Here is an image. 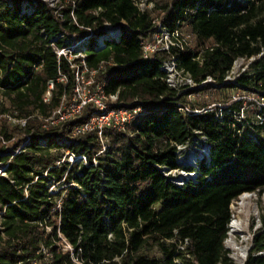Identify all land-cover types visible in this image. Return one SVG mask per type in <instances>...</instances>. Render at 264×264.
Listing matches in <instances>:
<instances>
[{"label": "trees", "instance_id": "16d2710c", "mask_svg": "<svg viewBox=\"0 0 264 264\" xmlns=\"http://www.w3.org/2000/svg\"><path fill=\"white\" fill-rule=\"evenodd\" d=\"M152 2L141 13L133 0H62L56 13L40 0H0V264H233L225 248L232 205L264 192V0ZM156 19L188 32L194 48L144 58ZM105 24L118 37L103 48L90 39L87 64L108 97L118 94L119 104L145 114L125 132L106 130L102 141L95 132L72 134L92 105L45 129L75 89L51 44L61 48L86 29L101 34ZM171 58L198 85L189 94H210L211 103L169 88L162 66ZM241 59L255 60L226 81ZM235 90L259 98L258 107L249 103L253 120L239 118L248 97L232 99ZM203 139L209 158L180 166L177 146ZM67 152L86 156L88 166L57 167ZM183 169L197 178L181 187L163 173ZM252 246L246 264H264V229Z\"/></svg>", "mask_w": 264, "mask_h": 264}, {"label": "built area", "instance_id": "2783aa9c", "mask_svg": "<svg viewBox=\"0 0 264 264\" xmlns=\"http://www.w3.org/2000/svg\"><path fill=\"white\" fill-rule=\"evenodd\" d=\"M40 1L47 5L50 9L55 10L56 13H59L64 8V6L62 5V0ZM65 1L67 2L70 0ZM133 2L141 13H145L146 11L152 10L154 8L152 0H133ZM74 8L75 7L73 6V10ZM71 15L73 17V20L76 22L73 12L71 13ZM60 17L62 18L63 16L60 15ZM155 29L156 30L153 35L152 41L144 47V58L147 59L151 55L158 53H170L173 48L184 50V48L188 46L183 34L179 30L172 32L161 23H157ZM86 31L87 35L85 37H73L71 39H68L66 41V45L61 48L57 47L55 43L51 44V47H53L55 53L57 54L59 63H61L62 59H65L70 69L72 70L75 79V89L72 104L68 107L61 106L57 111H55L50 118L45 120V123L47 125L44 126V128L49 129L53 126H59L62 123L80 114L83 108L92 105L95 110L90 116L89 120L84 124L76 126L73 129L72 134L74 136H81L95 132L102 141L103 134L106 130L112 129L118 132H125L128 126H130L134 122L139 121L143 117V115L145 114V110L140 106L132 108L119 104L118 94L108 97L105 93L104 85L96 84V72L92 71L87 64L86 45L89 40L94 38L97 46L103 48L105 46L106 40L118 37V28H115L110 24H105V26L101 29V34L99 32L93 31L92 29H86ZM58 39H64V36L60 35ZM162 71L165 73V81L169 88L178 92V94H189L198 87V85L194 82L192 76L180 67L176 58H171L164 61ZM229 80L230 73L226 78V81ZM59 81L62 83H66L67 78L61 77ZM211 82L212 80L208 79L202 84V86ZM48 86L49 91L46 93L45 102L50 101V98L52 96L51 90H53L54 84L50 82ZM192 97L193 95H188L189 99H191ZM219 108L221 109L222 107L219 106ZM210 110L211 108L206 111H196L195 113L201 114ZM180 111H183L185 113H192L189 109H180ZM242 115L243 113H241V116L239 118L242 119ZM9 119L14 123H21L22 125L26 124V120L16 121L12 118ZM29 142L30 138H28L26 142L21 146V148L16 151V154H19ZM203 143L205 144V139H203ZM186 147L188 146H177L178 163L184 168L194 167L192 165H182V163H185L186 160H181L182 158L180 155V150L181 148ZM205 148H207L208 150V155L203 159H208L209 148L207 145L205 146ZM106 149V146H104L101 153L105 152ZM197 160L198 159H196L194 165H197ZM75 163H82L87 167V157H77L74 154L67 152L65 157L60 162H58L56 166L59 167L63 164H69L70 166H72ZM94 163L95 165L97 164L96 161H94ZM181 171L188 174L187 177H183V179L185 180H183L182 178L177 179L171 177L172 173L179 171L171 172L164 170L163 173L166 177L170 178L175 185L180 187L197 178L196 173H189L185 169ZM53 191L54 190L52 188L51 192ZM55 191H57V189ZM187 244L188 242L186 241V245ZM181 249L184 250V247H181Z\"/></svg>", "mask_w": 264, "mask_h": 264}, {"label": "rangeland", "instance_id": "374dc122", "mask_svg": "<svg viewBox=\"0 0 264 264\" xmlns=\"http://www.w3.org/2000/svg\"><path fill=\"white\" fill-rule=\"evenodd\" d=\"M156 16L159 17V13L158 12L156 13ZM155 22H156V24L160 23L159 19H156ZM183 36H184L188 46L194 48L195 43H194V40H193L192 36L188 32H185V31H184ZM254 60L255 59H252V60H249V61H245V60L241 59V60L237 61L235 63V65H234L232 71L230 72V80L228 82L234 83L243 73L248 72V67L250 66V64ZM230 96L234 100H240L243 97H246V98L248 97V95H246L245 93H243L241 91H237V90L231 92ZM196 99H198L199 102H206L207 104H209V103L212 102L214 97L211 96L210 94H206L204 97H197L195 95L189 100L191 102H195ZM257 101H259L258 97H253V96H249L248 97V101H247L248 103H246L245 104L246 107L242 109L243 115H242V119L241 120H243V119L247 120L248 117H251V120H253L254 117L252 116V114L254 113L256 107H254L253 105L249 106V103H251V102L255 103ZM72 102L73 101L71 100L69 103H67L64 106L68 107V106H70L72 104ZM259 105L260 106H264V104H259ZM259 105H257V107ZM205 146L206 145L203 143V140H201L200 142L198 141V142H195L193 144H190L186 148H181V150H180V155H181V158H182L181 160L185 159L187 161V159L189 158L190 153L193 152L194 153V157H196V159H198L197 162L201 161L204 157H207V155H208V150H207V148H205ZM194 164H195V162L192 164V166L195 167L196 165H194ZM187 176H188V174L183 173L182 171L174 172V173L171 174L172 178H177V179H180V178L183 179V177H187ZM183 180H185V179H183ZM53 190L55 191L56 188L53 187ZM243 195L251 197V201L249 203V207L251 209L250 210L251 217H250V219L248 221V228H249L248 229V234H249V236H251V240L250 241H243V238L241 236H236L235 239L242 247H245V246H250L251 247V245L253 243V239L255 237V234L258 231L264 229V225H263V219H264V192H263L262 195H259L258 193H246V194H243ZM240 198L233 203L232 212L234 211L233 206H237ZM227 238H228V236H227ZM227 242L228 241L226 239L225 248L230 252V258H231L233 264H236L235 259H234V252L231 249H229V246H228ZM66 248L70 249L68 245H66Z\"/></svg>", "mask_w": 264, "mask_h": 264}, {"label": "bare ground", "instance_id": "6f19581e", "mask_svg": "<svg viewBox=\"0 0 264 264\" xmlns=\"http://www.w3.org/2000/svg\"><path fill=\"white\" fill-rule=\"evenodd\" d=\"M194 160L196 161V157H194V153L191 152L186 163L182 165H192L195 162ZM250 201L251 197L243 195L237 206H233L234 211L232 212V220L229 225L227 243L229 249L234 252L236 264H246L251 248L250 246L242 247L235 239L236 236H241L243 241L251 240V236L248 234V221L251 217V209L249 207Z\"/></svg>", "mask_w": 264, "mask_h": 264}, {"label": "water", "instance_id": "95a60500", "mask_svg": "<svg viewBox=\"0 0 264 264\" xmlns=\"http://www.w3.org/2000/svg\"><path fill=\"white\" fill-rule=\"evenodd\" d=\"M252 247H253V246L251 245L250 251L252 250Z\"/></svg>", "mask_w": 264, "mask_h": 264}]
</instances>
